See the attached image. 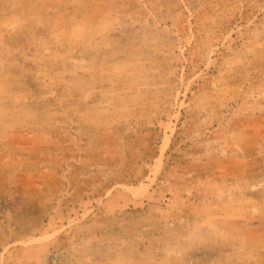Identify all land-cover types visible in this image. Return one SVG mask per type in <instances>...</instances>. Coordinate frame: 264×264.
Here are the masks:
<instances>
[{
	"label": "rangeland",
	"instance_id": "1",
	"mask_svg": "<svg viewBox=\"0 0 264 264\" xmlns=\"http://www.w3.org/2000/svg\"><path fill=\"white\" fill-rule=\"evenodd\" d=\"M0 264H264V0H0Z\"/></svg>",
	"mask_w": 264,
	"mask_h": 264
}]
</instances>
